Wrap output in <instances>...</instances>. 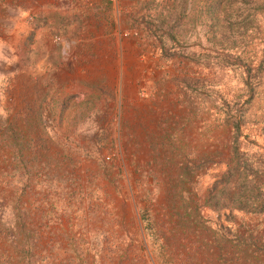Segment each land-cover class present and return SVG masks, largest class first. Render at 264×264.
Segmentation results:
<instances>
[{
  "label": "rangeland",
  "instance_id": "1",
  "mask_svg": "<svg viewBox=\"0 0 264 264\" xmlns=\"http://www.w3.org/2000/svg\"><path fill=\"white\" fill-rule=\"evenodd\" d=\"M38 1L0 0V256L250 264L214 200L264 126V0Z\"/></svg>",
  "mask_w": 264,
  "mask_h": 264
},
{
  "label": "trees",
  "instance_id": "2",
  "mask_svg": "<svg viewBox=\"0 0 264 264\" xmlns=\"http://www.w3.org/2000/svg\"><path fill=\"white\" fill-rule=\"evenodd\" d=\"M217 6L216 3L213 8ZM231 126L234 132L229 141L230 155L219 161L218 176L222 180L214 205L218 211L227 207L254 215L257 222L246 225L245 231L236 230L235 234L253 259L250 264H264V126L252 134L241 117H235ZM36 261L28 258L14 263L0 256V264H37Z\"/></svg>",
  "mask_w": 264,
  "mask_h": 264
},
{
  "label": "crops",
  "instance_id": "3",
  "mask_svg": "<svg viewBox=\"0 0 264 264\" xmlns=\"http://www.w3.org/2000/svg\"><path fill=\"white\" fill-rule=\"evenodd\" d=\"M36 4H48V2L46 0H39Z\"/></svg>",
  "mask_w": 264,
  "mask_h": 264
}]
</instances>
